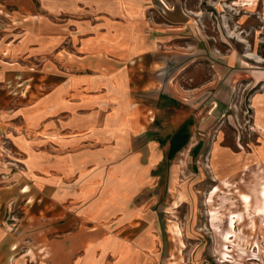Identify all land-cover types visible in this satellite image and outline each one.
<instances>
[{
  "label": "crops",
  "instance_id": "obj_1",
  "mask_svg": "<svg viewBox=\"0 0 264 264\" xmlns=\"http://www.w3.org/2000/svg\"><path fill=\"white\" fill-rule=\"evenodd\" d=\"M148 1L0 0L9 58L41 66L4 74L45 83L0 108V201L23 209L13 228L0 223V264H155L159 217L139 199L152 179L139 147L150 124L142 108H121L153 90L167 30L146 16Z\"/></svg>",
  "mask_w": 264,
  "mask_h": 264
},
{
  "label": "rangeland",
  "instance_id": "obj_2",
  "mask_svg": "<svg viewBox=\"0 0 264 264\" xmlns=\"http://www.w3.org/2000/svg\"><path fill=\"white\" fill-rule=\"evenodd\" d=\"M146 16L167 30L153 90L121 108H142L150 124L139 147L152 179L139 199L159 217L154 263L264 264V0H149ZM3 39L1 109L45 90L37 72L4 74L41 66L9 58ZM19 203L0 201V223L15 226Z\"/></svg>",
  "mask_w": 264,
  "mask_h": 264
}]
</instances>
